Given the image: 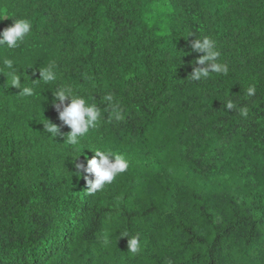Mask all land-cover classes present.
<instances>
[{"label":"trees","instance_id":"1","mask_svg":"<svg viewBox=\"0 0 264 264\" xmlns=\"http://www.w3.org/2000/svg\"><path fill=\"white\" fill-rule=\"evenodd\" d=\"M14 18L32 28L0 47V264H264V0H0V31ZM205 35L228 73L193 81ZM64 84L101 108L79 147ZM94 149L129 168L90 193Z\"/></svg>","mask_w":264,"mask_h":264},{"label":"clouds","instance_id":"2","mask_svg":"<svg viewBox=\"0 0 264 264\" xmlns=\"http://www.w3.org/2000/svg\"><path fill=\"white\" fill-rule=\"evenodd\" d=\"M32 24L27 18H14L13 23L0 31V47H6L9 50L18 48L25 40V37L30 34ZM192 36V35H190ZM195 37V36H194ZM191 50L199 55L195 60L192 72L189 75L193 81L210 78V74H227L228 66L219 61L220 52L216 47L215 39L210 36L195 37L191 42ZM4 65L12 69L13 61L5 59ZM54 63H49L46 67L39 68L40 80L45 84H53L57 80V74L54 71ZM12 86L21 89L22 95H32L33 90L29 87L21 88V78L19 75L12 73ZM248 95L255 94L254 87H249ZM53 106L55 107L58 118L63 126H67L70 131L65 135L64 142L69 146L79 147L82 139L89 131L97 126L101 119V108L97 103H89L85 97L76 93L74 89L67 84L59 85L53 91ZM112 95L103 97V101L111 103ZM226 109L233 110L236 105L231 101L225 104ZM241 115H247V109H240ZM116 118L120 119L117 112ZM48 121V120H47ZM44 133L51 134L53 138L58 135H63L60 131V126L48 121L44 124ZM94 155L92 158H86V164H79L77 168L82 169L87 174V185L90 193L102 191L107 185L120 174L125 173L129 168V161L123 154L114 153L110 150H92ZM124 237H127L125 235ZM128 238V237H127ZM139 238H128V251L135 253L139 251Z\"/></svg>","mask_w":264,"mask_h":264}]
</instances>
